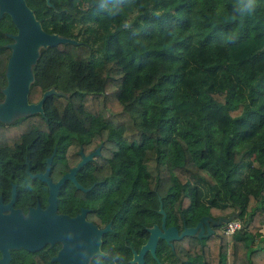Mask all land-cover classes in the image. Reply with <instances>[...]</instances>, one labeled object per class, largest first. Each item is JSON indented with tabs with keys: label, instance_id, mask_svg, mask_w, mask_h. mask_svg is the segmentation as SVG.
I'll return each mask as SVG.
<instances>
[{
	"label": "trees",
	"instance_id": "16d2710c",
	"mask_svg": "<svg viewBox=\"0 0 264 264\" xmlns=\"http://www.w3.org/2000/svg\"><path fill=\"white\" fill-rule=\"evenodd\" d=\"M30 3L41 29L73 41L38 45L27 100L43 97V132L80 137L55 139L54 160L98 147L79 174L100 179L104 238L138 235L161 208L210 232L159 239L146 264H264V0L243 15L237 0ZM229 218L241 225L225 233Z\"/></svg>",
	"mask_w": 264,
	"mask_h": 264
},
{
	"label": "flooded vegetation",
	"instance_id": "af4514ba",
	"mask_svg": "<svg viewBox=\"0 0 264 264\" xmlns=\"http://www.w3.org/2000/svg\"><path fill=\"white\" fill-rule=\"evenodd\" d=\"M45 2L47 3V0ZM23 3L35 19L30 0H23ZM16 32L10 14L0 10V37L9 39L4 45L10 51V44L14 41L13 35ZM4 100V87H0V104ZM49 116L50 114L41 110L20 111L15 105H10L6 113H0V264H60L61 259L56 256L65 244V239L73 241L72 239L85 227L95 230L107 227L97 236V251L92 250L79 257L78 251L72 247L74 250L69 248L62 257L63 261L71 263L78 261V264H136L133 253H137L140 246L145 243L149 234L148 229L153 225L159 227L161 231L173 226L177 235L185 227H191L183 225L179 229L174 223L166 224L164 214V228L161 227L160 217L159 223H152L149 227L141 226L138 235L128 232L126 240L117 237L105 239L104 234L112 229L113 223L112 218L107 217L108 213L100 208L98 196L100 179L96 175L79 174L81 166L88 160L73 176H62L78 162L80 153L84 152L81 147L76 151L79 159L74 163L53 159L56 151L55 139L59 137L61 143L63 141L67 143L78 141L80 137L59 133L54 138L50 133L43 132L46 129L37 126L50 124ZM38 117H43L44 120L37 121ZM48 151V155L42 156L41 153ZM51 154L46 175H38L46 170V158ZM36 210H44L47 234L52 233L54 229L60 232L53 239L49 236L38 249L30 251L19 244L20 221H33L36 218ZM219 228L221 229V226ZM204 230L208 231L207 228ZM86 238L89 242L88 235ZM159 239L162 238H158L156 244ZM172 239L176 238L171 236L168 240H162L171 247ZM166 252L169 255V251ZM147 254L155 257V249L154 256L149 250L144 251L143 264H146ZM169 258L173 260L174 256ZM155 261L157 264H164L156 258ZM147 264H150V261Z\"/></svg>",
	"mask_w": 264,
	"mask_h": 264
},
{
	"label": "water",
	"instance_id": "95a60500",
	"mask_svg": "<svg viewBox=\"0 0 264 264\" xmlns=\"http://www.w3.org/2000/svg\"><path fill=\"white\" fill-rule=\"evenodd\" d=\"M0 10H5L10 14L17 29V32L13 35L14 41L10 44L11 51L7 59L6 84L4 86L5 100L0 104V113H6L10 105L17 106L20 111H40L43 97L37 102L27 101L28 82L31 77L29 63L34 59L38 45L52 46L58 42L73 40L41 29L39 23L34 19L32 13L23 3V0H0ZM97 152L98 147L86 154L81 152L78 162L62 176H73L75 171ZM51 157L52 154L46 158L47 167L44 173L38 175H46ZM159 211L162 213L161 227L164 228V212L161 208H159ZM35 215L36 218L33 221H20L19 244L30 251L38 249L49 236L50 239H53L59 234L58 232H60L58 229H54L52 233L49 232L47 234L45 228L46 224L44 222V210H36ZM202 222L205 221L200 219L194 226L185 227L178 235L173 226H168L161 231L159 227L153 225V227L148 229L149 234L145 243L140 246L137 253H133V259H136V264H143L142 256L145 250H149L154 256V249L158 238L164 240L170 239L171 236L179 238L186 233L193 234L197 229V235L201 236L203 231ZM106 229L107 227L100 230L85 227L83 231L78 232L72 239L73 241L65 239V244L58 251L56 256L61 259L60 264H78V261L71 263L62 260V257L69 248L73 247L77 250V255L79 257L90 253L92 250L97 251V236ZM207 230V233H209L210 229L207 228ZM86 235L89 236V242H87Z\"/></svg>",
	"mask_w": 264,
	"mask_h": 264
},
{
	"label": "clouds",
	"instance_id": "9594fccd",
	"mask_svg": "<svg viewBox=\"0 0 264 264\" xmlns=\"http://www.w3.org/2000/svg\"><path fill=\"white\" fill-rule=\"evenodd\" d=\"M236 7L241 15L251 13L256 7V0H247V3H245V0H237Z\"/></svg>",
	"mask_w": 264,
	"mask_h": 264
},
{
	"label": "built area",
	"instance_id": "2783aa9c",
	"mask_svg": "<svg viewBox=\"0 0 264 264\" xmlns=\"http://www.w3.org/2000/svg\"><path fill=\"white\" fill-rule=\"evenodd\" d=\"M241 225V221L237 218H229L221 227V230L225 233H231L238 229Z\"/></svg>",
	"mask_w": 264,
	"mask_h": 264
},
{
	"label": "rangeland",
	"instance_id": "374dc122",
	"mask_svg": "<svg viewBox=\"0 0 264 264\" xmlns=\"http://www.w3.org/2000/svg\"><path fill=\"white\" fill-rule=\"evenodd\" d=\"M37 47H38V46H37ZM261 235L264 237V228H262V229H261ZM258 238H259V237H258V236H256V237H255V241H257V240H258Z\"/></svg>",
	"mask_w": 264,
	"mask_h": 264
}]
</instances>
